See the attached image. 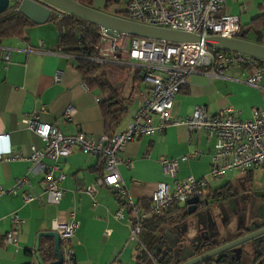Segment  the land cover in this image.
Masks as SVG:
<instances>
[{"label": "crops", "instance_id": "0c3cea01", "mask_svg": "<svg viewBox=\"0 0 264 264\" xmlns=\"http://www.w3.org/2000/svg\"><path fill=\"white\" fill-rule=\"evenodd\" d=\"M224 6L222 13L236 15L241 29H247L251 21L264 11L263 0H225ZM58 37L57 24L48 21L30 28L24 39L0 41V56L8 55L10 58L9 62L0 58V155L4 157L12 153L28 156L32 147L40 149L43 146L41 140L22 122L24 116L34 113H37L39 122L56 128L64 135L80 132L97 138L105 134L101 108L104 95L98 90L87 89L76 70V58L58 48ZM246 40L257 44L254 32H249ZM261 40L264 46V31H261ZM252 74L253 69L231 66L224 70L221 78L189 76L187 84L180 88L175 98L173 116L179 119L191 117L197 107L203 106L211 116L227 110L241 121L249 120L253 109H264V76L258 87H250L245 81ZM57 75L60 81L55 82ZM136 80L140 83L138 86L133 84ZM147 96L148 90L140 77L133 79L126 93L120 92L119 97L128 101L127 112L115 132L123 130L133 113L144 107ZM68 108L74 110L70 121L65 119ZM195 151H200L201 156L180 163L174 179L163 172L161 160L180 159ZM213 152L214 139L211 134L190 132L182 125L167 126L153 137H141L127 143L119 154L125 203L150 201L163 183L173 185L190 177L207 180ZM127 161L129 167L125 166ZM57 166V174L65 177L61 183L64 195L59 205H53L46 202L43 175L30 172L28 162L0 161L1 189L9 191L17 180L23 177L28 180V184L15 194L0 197V264H39L35 251L36 238L40 233L54 232L60 221L78 224L71 242L74 264H111L114 261L142 264L144 249L155 255L166 248L172 251L176 244L173 251L180 244L186 247L196 245L203 238L190 240L175 226H169L180 211L184 208L187 210L186 205L175 208L159 226L147 222L152 218L147 219L142 223L138 240L132 241L129 238V208L116 201V196L122 194L100 186L94 207L82 191L103 178L101 159L74 150L70 156L60 158ZM228 175L220 178L225 181L215 188L211 187V183L216 180L209 182V198L205 207L216 205V202L222 206L228 202L225 212L230 225L227 227L225 223L227 228L224 231L231 237L224 239L231 241L236 239V233L246 235L263 227L264 182L257 186L258 190L251 188L248 192L247 188L254 185V170L251 173H234V177ZM245 182L248 183L247 188ZM243 188L244 194L241 193ZM23 193L33 200L25 203ZM119 212L122 218L116 219L115 215ZM14 215L22 219V225L16 245H8L3 236L13 229L11 218ZM106 231L110 232L109 236L104 235ZM219 235L212 237L219 238ZM49 239H40V242H44L43 251L47 252L50 244L54 251V240L49 242ZM40 252L39 244V256ZM54 255L55 259L50 263L56 261L55 251Z\"/></svg>", "mask_w": 264, "mask_h": 264}, {"label": "built area", "instance_id": "2783aa9c", "mask_svg": "<svg viewBox=\"0 0 264 264\" xmlns=\"http://www.w3.org/2000/svg\"><path fill=\"white\" fill-rule=\"evenodd\" d=\"M224 2L225 0H110L107 14L116 16L115 13L123 12L128 21L185 32L201 39H236L241 29L239 19L236 15L222 13L225 9ZM101 34V42L96 47L98 56L88 60L100 64L122 65L120 60L128 58L148 90L147 100L144 107L133 113L123 130L116 131L111 136L103 134L97 138L80 132L64 135L56 128L39 122L37 113L23 117L22 122L26 129L34 133L43 146L40 149L32 147L28 156L18 153L5 157L0 155V161H26L31 165L30 172L41 173L47 203H61L64 195L61 183L65 177L61 173L57 174V161L70 156L74 150L100 158L104 166L103 178L82 190L90 198L92 206L96 205L95 198L100 186L112 188L123 197L126 193L119 172V154L127 143L141 137H153L167 126L182 125L190 132L203 131L213 136L214 152L210 160L209 181L190 177L173 185L160 184L150 199L149 208H144L141 203L128 201L126 205L131 218L129 238L132 241L138 240L142 223L149 218L164 217L171 210L186 206L187 201L193 197L199 199V208L209 197V182L224 178L228 174L248 173L264 168V109H253L252 117L246 121L239 120L227 110L211 116L203 106L197 107L191 117L179 119L173 116L175 98L180 88L187 84L189 76L221 78L226 68L242 66L253 69V74L247 78L245 84L258 87L264 76V63L258 65L250 56L211 49L202 41L171 43L125 35L111 37L102 29ZM0 58L5 62L10 60L8 55ZM58 81L60 78L57 75L55 82ZM73 111L72 108L66 110L67 121L71 120ZM200 156V151H195L180 159H163L160 163L163 172L174 179L180 163ZM129 165L127 161L125 166ZM27 184L28 180L23 177L9 191L0 188V197L15 194ZM22 199L25 203L33 200L25 193L22 194ZM115 218L121 219L122 214L117 213ZM11 221L13 229L3 239L8 245H16L22 219L14 215ZM77 227V223L65 221H60L55 226L54 232L59 237L62 256L60 264H74L71 242ZM109 234L106 231L104 235ZM144 255L151 264H157L155 255L148 250L144 249ZM111 264L122 263L114 261Z\"/></svg>", "mask_w": 264, "mask_h": 264}, {"label": "trees", "instance_id": "16d2710c", "mask_svg": "<svg viewBox=\"0 0 264 264\" xmlns=\"http://www.w3.org/2000/svg\"><path fill=\"white\" fill-rule=\"evenodd\" d=\"M22 0H11L10 7L2 14H0V41L9 38L24 39L27 36L28 30L35 26L26 17L18 12L19 2ZM79 4L94 9V0H74ZM264 3V0H263ZM110 0H105L104 13H108ZM115 15L119 18H126L123 12H117ZM49 22L57 24L59 28L58 48L65 54L76 58V70L80 73L82 81L90 91L98 90L104 95V101L101 103L105 134L111 136L119 124L122 122L127 112V99L119 97V90L115 89V76L112 73L114 68H122L120 65L100 64L88 59L97 58L96 47L100 44L102 39L101 29L91 23L85 22L81 19L65 14L63 12L54 10L51 14ZM261 31H264V11L261 15L256 17L248 25L247 29H240L236 35L238 39L246 40V35L249 32H254L256 35V43H261ZM259 64L263 61L255 59ZM134 78L138 79L137 71L134 72ZM251 173V172H248ZM116 201L120 205H126L124 197L117 195ZM144 208H149L150 201L140 202ZM174 210V209H173ZM161 218H152L147 222L155 223L157 226L164 222L166 216ZM264 226V224H263ZM240 236V235H239ZM219 238L210 237L206 239H199L196 245H191L190 248L194 251L196 256H199L214 247V244ZM52 242L51 239L48 240ZM227 240L222 239L225 243ZM252 244L253 261L260 257L264 258V235L250 242ZM44 242H40L41 259L45 264L54 261L55 255L53 246H48V251H43ZM183 245H178L175 251H163L155 256L157 264H179ZM243 253V251H242ZM241 253V254H242ZM234 251L231 250L226 253V257H222L218 262L214 259H209L200 264H241L234 256ZM240 259V258H239ZM142 264H151L144 256Z\"/></svg>", "mask_w": 264, "mask_h": 264}, {"label": "water", "instance_id": "95a60500", "mask_svg": "<svg viewBox=\"0 0 264 264\" xmlns=\"http://www.w3.org/2000/svg\"><path fill=\"white\" fill-rule=\"evenodd\" d=\"M10 4L11 0H0V14L4 13L10 7ZM54 10L91 23L102 29L106 35L111 37L125 35L132 38L171 43H195L202 41L207 47L211 49L227 53L242 54L264 62V46L249 42L247 40L238 38L226 39L221 37L201 39L200 37L185 32L159 29L134 23L126 19L95 10L93 8L85 7L74 0H22L18 5V12L26 17L34 25L46 24ZM198 202L199 199L197 197H193L187 201L186 205L188 214H192L196 211ZM263 235L264 226L259 227V229L246 235L240 237L236 236V239L231 241L227 240L225 243H223L222 239H220L213 243L214 247L211 250L199 256H196L190 247L184 246L181 252L179 264H200L215 257H217L215 262H218L222 257H226V253L231 250L234 251L235 256L237 259H239L243 251L242 246ZM41 238H51L54 240L56 261L50 264H60L62 259L59 244L60 242L59 237L55 232L40 233L37 236L35 251L37 252L36 258L38 263L44 264L38 254ZM175 239L178 240L177 238ZM176 246L173 247V250L176 248ZM163 251L168 250L166 248L163 249ZM160 252H162V250Z\"/></svg>", "mask_w": 264, "mask_h": 264}, {"label": "rangeland", "instance_id": "374dc122", "mask_svg": "<svg viewBox=\"0 0 264 264\" xmlns=\"http://www.w3.org/2000/svg\"><path fill=\"white\" fill-rule=\"evenodd\" d=\"M104 3L105 0H94V8H97L101 12L104 11ZM123 64L120 65L122 68H114L112 69V73L115 76V80L117 84H115V88L121 91L122 94L126 93L130 86H132V81L134 79L135 68L131 66V62L128 58H123L120 60ZM135 86H138L140 83L138 80L133 82ZM143 88V87H142ZM228 177H234V173L228 175ZM209 181V178H207ZM224 180H216L215 183H211V187L215 188L220 183H223ZM264 182V169H255L254 170V185L249 186L247 188L248 183L245 182L244 186L247 188L248 192L251 188L258 190V185H261ZM242 194L245 193L244 188L241 191ZM219 202H216V205H208L205 208L198 209L192 214H188L187 210L184 208L179 212V216L173 218L175 221H170L169 226H175L179 229L183 236L184 234L190 237V240L199 239V237L210 238L214 234H219V240L230 238L231 236H227L224 228L229 227L230 219L227 215L225 207L228 206V202L223 203V205H219ZM220 223V225H219ZM226 223L227 227L224 226ZM174 228V227H173ZM252 244L247 243L242 246L243 253L245 257L248 255L250 258L252 253Z\"/></svg>", "mask_w": 264, "mask_h": 264}, {"label": "flooded vegetation", "instance_id": "af4514ba", "mask_svg": "<svg viewBox=\"0 0 264 264\" xmlns=\"http://www.w3.org/2000/svg\"><path fill=\"white\" fill-rule=\"evenodd\" d=\"M230 195V194H229ZM209 198V197H208ZM208 198L206 199V200H204L203 201V203L201 204V206L199 207V208H196V211L198 210V209H202L203 210V208H205V205H207V200H208ZM264 218H262L261 220H263ZM237 220H239V219H237ZM239 221H237V223H238ZM240 223H241V221H240ZM247 234V233H246ZM243 236L241 233H236V235L235 236ZM239 236V237H240ZM235 256V255H234ZM251 257L249 258L248 257V255L245 257V254L244 253H242L241 255H240V259H237V257L235 256V258L238 260V261H240V263L241 264H264V258L263 257H260L258 260H256V261H253V259H252V257H253V253H251V255H250ZM214 260L215 259H217V257H215V258H213ZM263 259V260H262Z\"/></svg>", "mask_w": 264, "mask_h": 264}]
</instances>
